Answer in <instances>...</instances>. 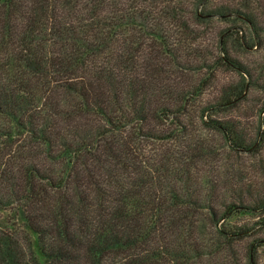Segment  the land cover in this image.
I'll return each instance as SVG.
<instances>
[{
    "label": "trees",
    "instance_id": "trees-1",
    "mask_svg": "<svg viewBox=\"0 0 264 264\" xmlns=\"http://www.w3.org/2000/svg\"><path fill=\"white\" fill-rule=\"evenodd\" d=\"M263 253L264 0H0V264Z\"/></svg>",
    "mask_w": 264,
    "mask_h": 264
},
{
    "label": "rangeland",
    "instance_id": "rangeland-1",
    "mask_svg": "<svg viewBox=\"0 0 264 264\" xmlns=\"http://www.w3.org/2000/svg\"><path fill=\"white\" fill-rule=\"evenodd\" d=\"M243 58H245L246 60L248 59L249 61H251V60L254 58V55H251V54H245ZM228 75H229V73H228ZM220 76H221V75H220ZM235 114H236V113H235ZM250 119H253V117H250ZM245 218H246V217H239V218L235 219L234 221H237V222L240 221V222H241V221L245 220ZM262 260H263V262H264V253H263Z\"/></svg>",
    "mask_w": 264,
    "mask_h": 264
}]
</instances>
